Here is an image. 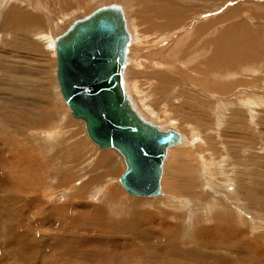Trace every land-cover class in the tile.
Wrapping results in <instances>:
<instances>
[{"label":"rangeland","instance_id":"rangeland-1","mask_svg":"<svg viewBox=\"0 0 264 264\" xmlns=\"http://www.w3.org/2000/svg\"><path fill=\"white\" fill-rule=\"evenodd\" d=\"M2 1L5 4H2ZM28 1L0 0V20L6 15L0 21V171H4L0 181L2 186L5 184L7 173L10 172L7 167L14 161L19 165L16 157L19 162L24 159V165H19L18 168L22 167L21 171L16 172L14 167L17 166L13 167V171L21 176V183L18 181L15 186L9 185L16 194L8 197L2 191L3 188L0 189V228L7 232L5 225L8 221L16 224L19 220L23 222L20 231H24L26 225V228L31 225L35 227L26 233V237L32 240L34 238L33 242L37 240L38 243H33L36 244L35 249L30 251V256L24 257V264H169L172 258L177 262H185L189 259L188 255H171L168 252L169 247L173 244L178 247V243L182 247H192V244L196 243L195 239L198 242L197 238L203 241L206 238L222 237L224 231L215 228L223 224L225 227L239 229L242 245L245 244L246 249L251 252L245 257L239 254L236 245L233 244L232 248L225 245L216 250V254L224 258L225 264H264V67L254 63L252 68L255 69L241 68L240 73L238 67L231 68L233 70H229V74L223 75L227 80H220L216 69H210V73L207 67L204 69L202 61L210 58L212 53L204 57L196 52L200 58L192 57V64L188 62L189 66L179 57L169 59L166 51L164 53L162 49V43L159 45L163 40L171 41L178 36L184 44L195 41L193 47L200 49L206 40L203 48H206V45L209 48V42H213L216 36L213 34L217 32L215 28L218 30L222 26L219 29L225 32L226 29L229 30V22L239 21L247 22L244 26L248 29L247 37H250L248 44L253 48L261 46L264 52V0H177L175 7L182 11L181 25L170 31L169 36L165 34L166 37L162 41H158L149 33L153 27L150 17L151 4L146 2L139 7L135 6L134 2L135 7L130 4V11L134 10V17L138 19L136 27L133 28L129 4L127 0H122L125 3L122 4V9L129 35L131 34L130 39L132 36L131 44L133 48L138 47L137 50L134 48L135 53L131 52L129 80L124 84L129 99H132L130 100L134 107L136 106L145 119L162 129L176 130L183 139L181 145L178 144L180 146H172L167 151L161 176L166 184L160 185V195L150 198L128 195L121 189L117 182V177L123 169L121 157L113 149H97L86 138L82 122L69 115L60 98L54 77V51L38 41L41 35L32 36L36 28L30 26L27 28L29 33L24 35L26 29H14L7 23L19 10L31 12L40 18L47 15L51 18L52 26L47 22L43 31L49 32L52 40V37L60 33L73 19L85 14L87 8L90 7L91 10L93 5L116 0H73L74 3H71L72 0H34L35 4L33 0L29 1L30 4ZM57 1L62 9H58L60 6ZM73 5H77V8ZM145 5L148 6L145 8ZM11 8L12 10L8 11ZM145 17L149 20L140 24ZM220 18L224 19L221 26L218 23ZM192 19L195 20L193 23ZM223 22L227 24L224 25ZM198 25H203L207 30L200 32ZM229 33H232L231 30ZM199 36L206 38L200 39ZM51 46L53 48V45ZM191 52L189 47L184 46L180 56L184 54L187 58L192 56ZM262 59L264 60V55ZM207 61L209 59L205 60ZM176 76L181 82L178 83ZM214 81L220 83L223 88L211 89L209 86L215 83ZM227 85L230 86L229 90L225 89ZM245 96L257 99V103L249 110L242 102ZM24 168L26 169L23 170ZM207 178L211 182L207 181ZM57 208L60 210H56ZM32 209H35V213ZM76 211L81 214L79 220L82 223L86 213L91 212L93 216L102 212L105 222L101 217L95 219L99 221V226L105 233L110 229L109 234L105 236L111 239L108 241L122 242L120 238L126 236L128 243H116L117 249H114V245L107 244L108 248L103 246L104 250H101L102 246L96 249V243L95 246L92 243V246L89 241L88 245H79V251L87 252L84 247L90 245L88 251L92 250L94 254L98 250L97 255L106 256L105 259L97 256L86 258L84 253H81L80 257L75 255L77 259H74L73 251L52 250L53 247L49 245L51 241L47 237L61 233L64 220L67 222L69 218L70 223V219L78 215ZM135 214L143 219L146 216L143 226L147 230L153 229L152 232L157 234L152 235L153 239L148 236V242L142 241L143 238L131 239L128 235L130 232L123 233L128 231L123 228V222L136 219ZM55 221L56 228H53ZM108 223L112 224L109 228ZM163 226H167V229L176 227L167 237V241L158 236ZM63 229L64 232L67 230L66 234L75 232L72 235L77 236L74 241H77L75 238H82L87 234V231L80 227L74 229L65 225ZM147 230H142L141 233L145 234ZM195 231H199L196 236ZM203 233H206V238ZM41 235L44 236L43 239ZM6 238L0 236V254L3 256L0 259L4 260H0V264H17V255L9 252ZM65 241H61L65 243L63 245L59 242V246L65 247ZM102 242L99 241V244L102 245ZM22 248L28 251L26 247ZM111 248L118 252L119 260H115L116 262L113 261ZM133 249L141 251L131 255V258L127 257L128 252ZM178 249L175 250L177 254ZM47 251H53L56 258H47L41 254ZM209 251L215 252L213 249ZM256 252L257 255H253ZM146 254H151L152 258L146 257ZM11 256L13 257L10 258ZM252 258H255L254 263ZM195 262L196 260L194 264ZM206 264L218 262L213 259L211 263Z\"/></svg>","mask_w":264,"mask_h":264},{"label":"water","instance_id":"water-1","mask_svg":"<svg viewBox=\"0 0 264 264\" xmlns=\"http://www.w3.org/2000/svg\"><path fill=\"white\" fill-rule=\"evenodd\" d=\"M121 8L95 7L73 19L53 40L54 77L69 115L82 122L97 149H113L123 169L121 189L136 197L161 194L159 178L166 148L180 136L141 117L123 87L129 34Z\"/></svg>","mask_w":264,"mask_h":264},{"label":"bare ground","instance_id":"bare-ground-1","mask_svg":"<svg viewBox=\"0 0 264 264\" xmlns=\"http://www.w3.org/2000/svg\"><path fill=\"white\" fill-rule=\"evenodd\" d=\"M7 1H9V0H7ZM28 1V0H27ZM30 1V0H29ZM28 1V3L30 4V2L32 1H30L29 2ZM60 1V0H59ZM73 1V0H72ZM71 1V3H74V1L76 2L77 0H74L73 2ZM89 1V0H88ZM104 1H106V0H104ZM190 2H192L191 0H189ZM215 1V0H214ZM214 1L212 2V3H214ZM23 2V1H22ZM53 2V1H52ZM58 2V1H57ZM127 2H128V4H129V11H130V4H131V7H135L136 5H138V7L139 6H142V5H144L146 2H148L149 4H151L150 5V17L152 18V23H153V27H152V29L150 30V34H152L153 36L152 37H154L155 39H157L158 41H162V39H164L165 37H166V35L165 34H169V32L170 31H172V30H174L175 28H176V26L177 25H181L180 24V22H181V12L182 11H180V9L179 8H177V7H175V5L177 4V0H127ZM133 2L135 3V6L133 5ZM193 2H194V0H193ZM216 2V1H215ZM28 3H27V5H28ZM33 3L35 4L36 2L33 0ZM59 3V6H60V2H58ZM88 3V2H87ZM110 3H113V4H116V5H118L120 8H121V11H122V15H123V18H124V21H125V23H124V25H125V28H126V30H127V32H128V34H129V29H128V27H127V22H126V19H125V14H124V11H123V9L122 8H124L123 6H122V4H125V3H123V1L122 0H116V1H107V2H101V3H99V4H97V5H93V6H91L92 7V9H94L95 7H97V6H100V5H104V4H110ZM172 3H174V5H171ZM196 3V2H195ZM2 4H5V3H3V1H2ZM7 4H9V3H7ZM76 4V3H75ZM148 4V5H149ZM203 4V3H202ZM201 4V5H202ZM11 5V4H10ZM9 5V6H10ZM78 5V4H77ZM76 5V6H77ZM148 5H145V8L148 6ZM0 6H1V4H0ZM30 6H32L33 7V5H30ZM36 6V5H35ZM74 6V5H73ZM76 6H74V7H76ZM125 6H127V5H125ZM177 6V5H176ZM188 6V5H187ZM6 7H8V6H6ZM38 8H39V6H37ZM58 7V6H57ZM56 7V8H57ZM137 7V8H138ZM9 8V7H8ZM13 8V7H12ZM12 8L11 9H9L8 11H11L12 10ZM37 8V9H38ZM77 8V7H76ZM80 8H81V6H80ZM90 8V7H89ZM89 8H87L86 10H85V8H84V10H85V14H87V13H89L91 10H89ZM4 9V8H3ZM15 9V8H14ZM14 9H13V11H14ZM58 9H62V6H60V8L58 7ZM1 10V9H0ZM19 10V9H18ZM5 11H7V10H5ZM58 12H59V10H57ZM4 12V11H3ZM53 13L55 12V11H52ZM51 12V13H52ZM57 12V13H58ZM60 12H62V10L60 11ZM131 12V14H129V15H131V24L133 25V28L134 27H136V24L138 23V19H136L134 16H135V11L133 10H131L130 11ZM2 13V12H1ZM50 13V14H51ZM56 13V12H55ZM56 13V14H57ZM83 13V12H82ZM5 14H6V12H5ZM62 14H63V12H62ZM65 14V13H64ZM85 14H83V15H85ZM194 14V13H193ZM196 14V13H195ZM2 15V14H1ZM8 15V14H7ZM53 15V14H52ZM51 15V17H53ZM82 15V16H83ZM128 15V16H129ZM198 15V14H197ZM60 16V15H59ZM63 16V15H62ZM61 16V17H62ZM81 16V17H82ZM2 17V16H1ZM0 17V18H1ZM5 17H6V15H5ZM4 16H3V18H5ZM80 17V16H79ZM196 17V16H195ZM195 17H194V19H195ZM205 17V16H204ZM2 18V19H3ZM55 18V17H54ZM57 18L59 19V17L57 16ZM76 18H78V17H76ZM153 18H154V20H153ZM197 18V17H196ZM199 18V17H198ZM225 18V17H224ZM1 19V20H2ZM7 19V18H6ZM51 19V18H50ZM48 17H47V15H46V17H44V18H40V17H36L33 13H31V12H28V11H23V10H19L17 13L15 12V14L13 15V16H11V18L7 21V23L9 24V27H13L14 29H18V30H20V29H26V33L24 32V35H26V34H28L29 33V30L27 31V28H29L30 26H32V27H34V28H36V29H34V33H32V36L33 37H36V36H38V35H41V37L38 39V41H40V42H42V43H45L47 46H49V49L50 50H52L53 49V51H54V46H53V48H52V46L51 45H53V43L51 42V41H53L54 40V38L52 37V40H51V36L52 35H50L49 34V32H45V31H43V29L45 28V25L44 24H46L47 22H50V25L52 26V22H51V20H50ZM53 19V18H52ZM194 19H192V23L196 20H194ZM225 19H228L227 17L225 18ZM0 20V21H1ZM55 20H56V18H55ZM146 20H149L148 18H144V19H142L141 20V22H140V24L141 23H146ZM220 20V22H218L220 25L219 26H221L222 24H221V22L224 20V19H219ZM189 21V20H188ZM191 21V20H190ZM5 22V21H4ZM54 22V21H53ZM150 22V23H151ZM197 22V21H196ZM2 23V22H1ZM6 23V22H5ZM56 23V22H55ZM199 23V22H198ZM224 23V22H223ZM36 24V25H35ZM54 24V23H53ZM191 24V23H190ZM202 24V23H201ZM227 23H224V25H226ZM244 24H247V22L245 23V22H241V23H239V21L236 23V22H229V30L227 31V29L225 30V32H223V29L221 30V29H219V28H221V27H219L218 28V30H217V28H215L216 29V33H213L214 35H216L215 36V38H214V40H213V42H209V44H208V46H209V48H207V45H206V48H203V47H205L204 46V44L206 43V40H204V42L202 43V42H200V43H202V45H201V49L198 47V48H194L193 46H194V42L192 41V43H188V44H184V42H183V40H180V39H178V36L176 37V38H173L171 41H169L170 39H168V40H163V42H160V44L159 45H161V43H162V49H164L163 51H164V53H165V51H166V53H167V55L169 56V59H171L172 57H179V59H183V61H184V63H187L188 64V62H190L191 63V59H192V57L193 58H196V59H199L200 57V54H201V56L203 55L204 57H207V56H209L208 55V53H212L211 54V56H209L210 58H204L205 60H207V59H209V61H207V62H205V60L204 61H202V62H204L203 63V65H204V69H206V67H207V71H209V73H210V69H216V73L218 72V76L220 77V80H227V78L225 77L224 78V76L228 73V72H230L229 70H233V69H231V68H237L238 70H239V72L238 73H240V71H241V68H248V69H250L251 70V68L253 67V66H255V64L254 63H257V64H262V68L264 67V60L262 59V57H263V55H264V52L261 50V46H257L256 48H253V46L252 45H250V43L248 44V41L250 40V37H247V35H246V33L248 32V29H247V27H245L244 26ZM187 25V24H186ZM205 25V24H204ZM56 26V25H55ZM142 26V25H141ZM146 26V25H145ZM189 27H190V25H188ZM199 26V25H198ZM207 26V25H206ZM6 27H8L7 25H6ZM200 27V26H199ZM208 27V26H207ZM249 27V26H248ZM196 28V27H195ZM53 29V28H52ZM194 30V29H193ZM205 30H207L206 29V27H204L203 25H201V27H200V29H199V31L200 32H202V31H205ZM230 30H231V32L232 33H229L230 32ZM250 30H251V28H250ZM23 31V30H22ZM147 31V30H146ZM148 31H149V29H148ZM198 31V30H197ZM52 32V31H51ZM136 32V31H135ZM214 32H215V30H214ZM148 33V32H147ZM256 33H257V31H256ZM205 34H206V32H205ZM131 35V34H130ZM130 35H129V41H130V44H128V48H129V50H128V48H127V53H126V64H127V60H128V64H127V66L125 67L124 66V69H123V79H125V82H123V87H124V90H125V92L127 91V88L125 87V83L129 80V70H130V68H129V66H130V64H131V58H132V53H133V51H134V53L136 52V50H137V48L136 47H134L136 50H134V48H133V46H132V44H131V41H132V36H131V39H130ZM146 35V34H145ZM172 35V34H171ZM259 35V34H258ZM136 36V35H135ZM169 36V35H168ZM200 36H201V34H200ZM199 36V37H200ZM146 37V36H145ZM144 37V38H145ZM194 37V36H193ZM206 37H200V39H205ZM140 39H142L143 40V38H140ZM159 39H161V40H159ZM198 39V38H197ZM208 39V38H207ZM180 40V41H179ZM210 40V39H209ZM167 41H169L168 43H166ZM198 44V42L196 43V45ZM262 44V43H261ZM156 45V44H155ZM136 46V45H135ZM184 46H186V48L187 47H189V51L191 50L192 52H191V54H192V56L191 55H189L187 58H186V55H184V54H182V56H180V54L182 53V51H184ZM192 46V47H191ZM208 50V52H207V50ZM254 49V50H253ZM257 49V50H256ZM157 50H159V49H157ZM209 50H212L213 52H211V51H209ZM253 50V51H252ZM154 51V50H153ZM132 52V53H131ZM196 52L199 54V56H198V54H196ZM185 53V52H184ZM137 54V53H136ZM194 54H196V56L194 55ZM155 57H156V55H155ZM177 58H173V60H176ZM263 60V61H262ZM153 61V60H152ZM155 61V60H154ZM200 61V60H199ZM181 63H183L182 61H180ZM186 64V65H187ZM192 64V63H191ZM198 64V63H197ZM169 65V64H168ZM171 65V64H170ZM189 65V64H188ZM200 65V64H199ZM172 66H174V65H171V67ZM190 66V65H189ZM170 67V66H169ZM170 67V68H171ZM175 67V66H174ZM195 67V66H194ZM260 67V66H259ZM168 69V68H167ZM185 69H187V68H185ZM252 69H255V68H252ZM264 69V68H263ZM166 70V69H165ZM169 71H171V70H169ZM172 71H173V69H172ZM200 71V70H199ZM201 71H203V70H201ZM131 72V71H130ZM151 72V71H150ZM212 72V71H211ZM215 72V71H214ZM253 72V71H252ZM252 72H250L251 74H252ZM157 73V72H156ZM199 73V72H198ZM208 73V72H207ZM254 73H256V72H254ZM155 74V73H154ZM201 74V73H200ZM200 74H198V75H200ZM229 74V73H228ZM142 75V74H141ZM204 75V74H203ZM210 75H212V74H210ZM224 75V76H223ZM231 75V74H230ZM233 75V74H232ZM231 75V76H232ZM184 76H187V75H184ZM190 76V75H189ZM229 76V75H228ZM174 77V76H173ZM210 77V76H209ZM213 77V76H212ZM222 77V78H221ZM211 78V77H210ZM167 79V78H166ZM165 79V80H166ZM173 79H175V78H173ZM176 79H177V81H178V83H179V81L181 82V79H179V77H177L176 76ZM183 79V78H182ZM188 79H190V78H188ZM212 79V78H211ZM168 80V82H169V79H167ZM166 80V81H167ZM171 80V79H170ZM194 81V80H193ZM219 81V80H218ZM255 81V80H254ZM189 82V81H188ZM213 82V81H212ZM215 82V81H214ZM156 83V82H155ZM216 83V82H215ZM215 83H211L210 84V88L211 89H214L215 88V90H220V89H222L223 87L221 86V84L220 83H216V85H215ZM174 84V83H173ZM204 85H206L205 83H203ZM158 85V84H157ZM209 85V84H208ZM173 87V86H172ZM168 88V87H167ZM166 88V89H167ZM216 88H219V89H216ZM229 88H230V86L229 85H227L226 87H225V89H228L229 90ZM164 89V88H163ZM145 90V89H144ZM161 92H163V91H161ZM127 93V92H126ZM223 94V93H222ZM221 94V95H222ZM128 95V94H127ZM256 96V95H255ZM246 98H244V100L242 101L246 106H247V110H249V108L252 106V105H255L256 103H257V99H256V97H247V96H245ZM128 98H129V96H128ZM131 99V98H130ZM129 99V100H130ZM132 100V99H131ZM130 100V101H131ZM226 101V100H225ZM256 101V102H255ZM131 103H132V101H131ZM146 105V104H145ZM181 105V104H180ZM132 106L134 107V103H132ZM136 107V106H135ZM134 107V108H135ZM246 108V107H245ZM136 109V108H135ZM181 109V108H180ZM68 110V109H67ZM136 111L139 113V111L136 109ZM140 114V113H139ZM141 115V114H140ZM141 117H143L142 115H141ZM144 118V117H143ZM145 119V118H144ZM168 119V118H167ZM147 120V119H146ZM149 121V120H148ZM217 121V120H216ZM151 122V121H150ZM152 123V122H151ZM155 124V123H154ZM157 125V124H156ZM158 126V125H157ZM159 127V126H158ZM160 129H162L161 127H159ZM164 129V128H163ZM173 130V129H172ZM174 131H176V130H174ZM177 132V131H176ZM178 134H179V132H178ZM179 136H180V139H179V141H178V143H175V144H173V145H171V146H169V147H167L166 148V151H165V156H164V159H163V162H164V160H165V157H166V153H167V151L169 150V148L170 147H172L173 146V148L174 147H176V146H180L181 144V142H182V140L183 139H181V135L179 134ZM51 138V137H50ZM199 140V139H198ZM197 142V141H196ZM178 144H180V145H178ZM210 147V146H209ZM210 150V149H209ZM204 153V152H203ZM210 154V153H209ZM209 156V155H208ZM212 156V155H211ZM13 159H14V157H13ZM30 159L32 160V158L30 157ZM10 160V159H9ZM24 160V159H23ZM23 160L21 161V162H19L18 160H17V157H16V161H17V163L19 164V165H24L23 164ZM97 160H99V159H97ZM26 161H28V160H26ZM163 162H162V165H163ZM218 161H216V163H217ZM19 165H17L16 164V162L14 161L13 163H11L10 165H9V167H7L8 168V171H10L9 173H7V177L4 179L5 180V184H4V186H2V182L0 183V189H2L3 188V192L6 194V196H8V197H10V196H13L14 194H16L14 191H12V189L11 188H9L10 186L9 185H11V186H15L16 185V183L19 181V173H16V172H19V171H21L20 169H22V167H20V169H18L19 168ZM30 165V164H29ZM14 166H17V167H14ZM13 167L14 168H16V172H14L13 171ZM227 168V167H226ZM26 168H24L23 170H25ZM225 169V168H224ZM3 170L2 171H0V181H2L1 180V176H2V174H3ZM162 172H163V168H162V166H161V174H160V178H159V186L161 185V186H165V184H166V182H165V180L163 179V178H161V176H162ZM205 172V171H204ZM206 174H208L207 172H205ZM204 173V176L206 175ZM212 173V172H211ZM37 176V175H36ZM209 176V175H208ZM9 177V178H8ZM21 177V176H20ZM212 177V176H211ZM216 177V176H215ZM213 178V177H212ZM163 181V182H162ZM207 181H209L208 180V178H207ZM206 181V182H207ZM20 182V181H19ZM98 182H99V180H98ZM209 182H211V181H209ZM21 183V182H20ZM215 184V183H214ZM22 185V184H21ZM161 186H160V191H161ZM208 186V185H207ZM206 186V187H207ZM84 187V186H83ZM5 188V189H4ZM106 189V188H105ZM9 190H11L12 192H10ZM103 190V189H102ZM99 192L101 191V188L98 190ZM106 191H107V189H106ZM105 191V192H106ZM98 192V193H99ZM104 192V193H105ZM216 192V191H215ZM102 193V192H101ZM100 195V194H99ZM103 195V194H102ZM158 196V195H157ZM156 197V196H155ZM230 197H231V195H230ZM233 198V197H232ZM235 199V198H234ZM233 199V200H234ZM232 200V199H231ZM183 201V200H182ZM217 201V200H216ZM186 203V202H185ZM225 203V202H224ZM236 203H238V202H236ZM34 205V204H33ZM237 206V205H236ZM226 208H227V205H226ZM231 208V207H230ZM41 209V208H40ZM225 209V208H224ZM56 210H60L59 208H57ZM226 210V209H225ZM231 210V209H230ZM32 211L34 212L35 211V209H32ZM219 211V210H218ZM37 212V211H36ZM77 213H78V211H76ZM35 213V212H34ZM50 214H51V212H49ZM13 215V214H12ZM80 215L81 214H79L78 213V215H76V216H74V217H72V219H70V223H69V218H68V221L67 222H65V220H64V222H63V228H64V226L66 225L67 226V228H68V226L71 228V227H74V229H76V228H78V227H80V228H82V229H84L85 231H87V234L86 235H84L82 238H80V237H78V238H75L77 241H74L73 239H74V237H77L76 235H74V236H72L73 234H66V232H67V230L65 229V232H64V229L62 228L61 229V233H59V234H61V235H53V236H51V237H47V236H45L44 234V236L45 237H47L48 239H49V241H51L50 242V247H53L52 248V250L53 249H57V250H63V249H65V250H67V251H73V253L74 254H72V257L74 258V259H77L76 258V256H78V257H80V254L82 253H84V255L86 256V258L88 257V256H91V257H94V258H96V256H97V258H103V259H105L106 258V256H100V255H97L98 254V250H96V249H98L100 246H102L101 247V250H104V249H102L103 248V246L105 247V248H108V246H107V244H112V245H114V249H117V247H118V245L116 244V243H124V244H126V243H128V238L126 237V236H122L120 239H122L123 241L122 242H120L119 240H117L118 242H113V241H111V242H109L111 239L110 238H106L105 236L106 235H108L109 234V230L110 229H108V232H104L103 231V228L101 227V226H99V221L98 220H96L95 218H97V217H101L102 218V221L103 222H105V215L102 213V212H97V214L96 215H93L92 216V214H91V212H88V213H86V218L84 217V219H85V221H84V223H82L80 220H79V217H80ZM136 215V219H131V220H128V221H125V222H123V228H125L126 230H128V231H124L123 233H126V232H130L128 235H129V237H131V239L133 238V240L136 238V239H142L143 238V240L142 241H144L145 240V242L147 241H149V238L150 239H153V237H152V235L153 234H156V233H154V232H152V231H154L153 229L152 230H150V229H148L147 230V228L146 227H144L143 226V224L145 223V221L144 220H146V216H145V219H143V218H139V215L138 214H135ZM224 215V214H223ZM223 215H222V219H223ZM9 216V215H8ZM142 216V215H141ZM175 216V215H174ZM187 216V215H186ZM212 216V215H211ZM227 216V215H226ZM182 217V216H181ZM225 217V216H224ZM230 217V216H229ZM9 218V217H8ZM239 218V217H238ZM65 219H67V218H65ZM219 219V218H218ZM15 220V219H14ZM134 220V221H133ZM188 220V219H187ZM202 220V219H201ZM238 220V219H237ZM17 221V220H16ZM184 221V220H183ZM216 221V220H215ZM214 221V222H215ZM222 221V220H221ZM223 221H224V219H223ZM34 222V221H33ZM213 222V223H214ZM217 222V221H216ZM220 222V221H219ZM231 222V221H230ZM22 221L21 220H19V221H17L16 222V224L15 223H13L12 221H8V223L5 225V227H7V232H5L4 230H1V228H0V236L2 237V235H3V238H6V242L8 243V245H9V249H10V251L9 252H11L12 254H16L17 256H16V262L15 263H17V264H24V263H26V259H24V257H28V256H30V251H33L34 249H35V246H36V244H33V243H38V241L36 240V241H34L33 242V240H34V238H33V240L31 239V238H29V237H26V233H28L29 231H32V228L34 227H32V225L30 226V227H28V228H26L27 227V225H26V227H25V229H24V231H20V226L22 225ZM28 223V222H27ZM36 223V222H35ZM42 223V222H41ZM68 223V224H67ZM231 223H234V222H231ZM165 224V223H164ZM53 225H54V227L53 228H56V221L53 223ZM112 224L111 223H108V228L111 226ZM4 226V225H3ZM36 226V225H35ZM178 226V225H177ZM215 226H217V225H215ZM153 227V226H152ZM159 227H161V226H159ZM164 227V226H163ZM209 227V226H208ZM214 227V226H213ZM243 227V226H242ZM170 228V227H169ZM203 228V227H202ZM205 228V227H204ZM31 229V230H30ZM34 229H35V227H34ZM134 229V230H133ZM143 231H145V230H147L146 232H145V234L144 233H141L142 232V230ZM178 229V228H177ZM208 229H210V227L208 228ZM215 229H217L218 231L220 230L221 232L222 231H224L223 233H224V236H222V237H220V236H218V237H216V238H214V239H210V240H215V241H210L209 239H207L206 238V233H203L204 234V237L206 238L205 240H203V241H199V239L200 238H197V237H195V238H197V240H198V242L196 241V239L195 238H192V239H195V242L196 243H194V244H192V247H182V246H180L179 245V243H178V247H179V249H178V247L177 246H175V244H173V246H171V247H169V250H168V252H169V254H174V255H176V256H178L179 254H180V256H181V254H183V255H188L189 256V259H188V261H185V262H177L175 259H171L170 261H169V264H191L192 262H193V264H194V261L196 260V262H195V264H206V262H209V263H211V261L214 259L215 261H217L218 262V264H225L223 261H224V258L222 257V256H220V255H218V254H216L217 252H216V250L217 249H219V248H223L225 245H227V246H229L230 248H232L231 246H233V244L234 245H236V247H237V251L238 252H240L239 254L240 255H242V256H248L247 254L248 253H251L250 251H248L247 249H246V247H245V244H243L242 245V242H241V235H240V232H239V229H237V228H235V227H231V226H224V224H223V226L222 225H220V226H218L217 228H215ZM133 230V231H132ZM149 230H150V232H149ZM172 230L173 231H175L176 230V227H172L171 229H167V226H165L164 228H161V233L158 235V236H160L162 239H164V240H166L167 241V237L169 236V234L170 233H172ZM19 231V232H18ZM58 231V230H57ZM201 231H203V229L201 230ZM200 231V232H201ZM214 231H216V230H214ZM133 232V234H131ZM159 232V231H158ZM7 233V236L5 237V234ZM47 233V232H46ZM149 233V234H148ZM199 233V231H195L194 232V235L195 234H198ZM208 233V232H207ZM219 233V232H218ZM242 233V232H241ZM30 234H31V232H30ZM40 234V233H39ZM201 234V233H200ZM36 235V234H35ZM43 235H41V238L43 239L44 238V236ZM157 235V234H156ZM193 235V236H194ZM148 236H149V238H148ZM196 236V235H195ZM199 236V235H198ZM36 237V236H35ZM111 237V236H110ZM200 237V236H199ZM245 237V236H244ZM243 237V238H244ZM40 238V237H39ZM148 238V239H147ZM65 239H66V241H65ZM147 239V240H146ZM109 240V241H108ZM202 240V239H201ZM44 241V240H43ZM61 241H65V242H67L66 243V246L65 247H60L59 246V242H60V244H65V243H63V242H61ZM90 242V244L92 245V243H94L93 245L95 246V243H96V246H95V248L96 249H93V250H96V253L94 252V254H93V251L91 250V251H88L87 249L90 247V245L89 246H85L84 247V249H86V251L87 252H83V250L82 251H79V245H81L82 243H87V242ZM99 241H105L106 243H103L102 242V245L101 244H99ZM250 241H252V240H250ZM108 242V243H107ZM45 243V242H44ZM150 243H152V242H150ZM186 243V242H185ZM250 243V242H249ZM48 244V243H47ZM47 244H45V245H47ZM131 244V243H130ZM85 245V244H84ZM87 245H88V243H87ZM92 245V246H93ZM125 246V245H124ZM135 246V245H134ZM133 246V247H134ZM22 247H26L27 249H28V251H25ZM46 247H48V246H46ZM83 247V246H82ZM111 247V246H110ZM128 247H131V246H128ZM127 247V248H128ZM137 247V246H136ZM49 248V247H48ZM93 248V247H92ZM167 248V247H166ZM248 248H250L249 246H248ZM43 249V248H42ZM126 249V248H125ZM168 249V248H167ZM171 249V250H170ZM176 249H178L179 251H178V254H177V252L175 251ZM207 249V251H209V250H211V249H213L215 252H211V251H209V252H207V251H205V250ZM51 250V249H50ZM100 250V249H99ZM101 250H100V252H101ZM107 250V249H106ZM111 250H113V248H111ZM220 250V249H219ZM253 250V249H252ZM46 251V250H45ZM132 252H128L129 254H127V257H129V258H131L132 256L131 255H135V254H138L141 250H139V249H133V250H131ZM218 251V250H217ZM254 251H255V249H254ZM37 252V251H36ZM48 252V251H47ZM41 253V254H44L47 258L48 257H50V258H53V259H55L56 258V254L52 251L51 253ZM89 252H91V253H89ZM104 252V251H103ZM106 252V251H105ZM109 251H107V253H108ZM167 252V251H166ZM126 253H127V251H126ZM245 253V255H243ZM257 253L258 252H256V253H253V255H257ZM36 254V253H35ZM38 254V253H37ZM40 254V253H39ZM65 254H67V252H65ZM111 254V253H110ZM113 261H117V260H119L118 259V252L117 251H114L113 250ZM122 254V253H121ZM159 254V253H158ZM157 254V255H158ZM9 255V254H8ZM76 255V256H75ZM252 255V254H251ZM259 255V254H258ZM108 256H110V255H108ZM162 256V255H161ZM13 256H11L10 258H12ZM126 257V258H127ZM146 257H150V258H152V255L151 254H146ZM159 257H160V254H159ZM172 257V256H171ZM0 258H3V256L0 254ZM7 258V257H6ZM188 258V257H187ZM258 258V257H257ZM5 259V258H4ZM110 259V258H109ZM121 259V258H120ZM124 259V258H123ZM253 259V261H252V263H254L255 262V258H252ZM261 259V258H260ZM1 260V259H0ZM28 260V259H27ZM166 260V259H165ZM193 260V261H192ZM251 260V259H250ZM249 260V261H250ZM1 261H3L4 262V260H1ZM9 261V260H8ZM12 261V260H11ZM115 261V262H116ZM257 261V260H256ZM7 262V261H6ZM13 263V262H12ZM11 263V264H12ZM256 263V262H255ZM254 263V264H255ZM125 264V263H124Z\"/></svg>","mask_w":264,"mask_h":264},{"label":"crops","instance_id":"crops-1","mask_svg":"<svg viewBox=\"0 0 264 264\" xmlns=\"http://www.w3.org/2000/svg\"><path fill=\"white\" fill-rule=\"evenodd\" d=\"M50 132H52V131H50Z\"/></svg>","mask_w":264,"mask_h":264}]
</instances>
